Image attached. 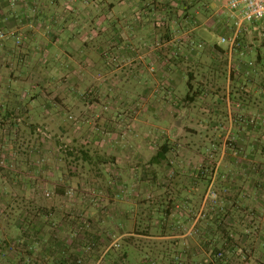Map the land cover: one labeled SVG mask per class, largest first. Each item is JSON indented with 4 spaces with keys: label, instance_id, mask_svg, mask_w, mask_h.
I'll use <instances>...</instances> for the list:
<instances>
[{
    "label": "crops",
    "instance_id": "crops-1",
    "mask_svg": "<svg viewBox=\"0 0 264 264\" xmlns=\"http://www.w3.org/2000/svg\"><path fill=\"white\" fill-rule=\"evenodd\" d=\"M228 2L0 0V30L16 32L22 39L19 45L15 40L0 41V130L12 135L14 129L63 127L54 113L72 110L77 118L73 141L106 145L102 156L93 159L94 165H88L92 158L84 159L86 170L97 168L90 173L91 180L108 177L109 182L106 189L95 185L98 211L89 218L97 229L92 238L99 250L86 253L84 263L104 260L109 253L108 249L102 253L107 236L123 247V264H132V252L138 251L141 256L154 251L162 261L175 252L205 256L208 249L195 246L215 234L212 189L221 196H234L236 207L245 202L248 208L260 206L262 194L264 198V45L252 29L235 45L229 42L235 18ZM110 49L120 58L116 68L106 65L103 57ZM251 62L255 69L247 73ZM99 77L106 84L100 83L95 94L126 101L138 98L137 105H123L117 112L79 106V89ZM169 93L175 101L168 99ZM51 97L65 101L49 107ZM21 105L27 114L19 120ZM130 126L137 127L140 135L149 131L152 135L149 139L127 135L123 130ZM87 129L92 138L86 137ZM104 130L108 134L103 141ZM164 131L167 137L162 136ZM203 137L209 150L220 143L216 168L211 155L196 152L189 140ZM228 143L239 151L227 149ZM107 161L108 174L100 166ZM198 166L207 168L204 176ZM60 173L69 178L62 166ZM79 201L75 209L81 207ZM49 207L45 219L55 210V205ZM100 208L107 209V219ZM202 213L210 218L201 221ZM67 222L61 221L62 232ZM146 241L155 245L143 250L140 244ZM111 261L108 257L104 264Z\"/></svg>",
    "mask_w": 264,
    "mask_h": 264
},
{
    "label": "rangeland",
    "instance_id": "rangeland-1",
    "mask_svg": "<svg viewBox=\"0 0 264 264\" xmlns=\"http://www.w3.org/2000/svg\"><path fill=\"white\" fill-rule=\"evenodd\" d=\"M212 42L216 43V39ZM260 44L264 45L261 42ZM110 50H106L103 57L106 58H104L106 65L116 68L120 58L116 52ZM250 69H255V65H247L245 68L247 73L251 72ZM100 79L101 77L99 81L89 82L84 88L79 89L77 97L79 106L101 108L105 112L114 108L117 112L118 107L123 105H137L136 99L138 98L126 101L124 97L107 95L101 97L98 93L95 94L98 87L106 84V81H100ZM56 84L60 85V82ZM233 89H237L236 84ZM168 99L176 100L173 94H170ZM47 100L51 101L50 107L53 104H60L63 99L51 97ZM45 105L48 107L47 103ZM26 114L25 107L21 105L16 118L22 120ZM135 115L136 113L133 114L134 117ZM54 116L58 121L63 122V127L45 128L41 125L35 128L14 129L12 135L5 134L6 130H0V264H60L61 262L87 264L84 263L85 254H92L94 250H99V244L92 238L97 229L94 228L89 214L98 211L94 203L95 185L102 184L101 186L106 189L109 182L108 177L91 180L90 173H94L97 168L86 170L87 163L84 159L92 158V162L88 165H94L93 159L97 160L100 154L102 156L106 145L101 146V141L86 145L73 141L77 131L75 111L65 112L63 109H58ZM78 121L80 122L79 118ZM120 124L121 122L117 119L116 125ZM116 128L118 129L117 126ZM87 130L86 137L91 136L92 138V134H89L91 129ZM123 131L137 138L143 136L142 138L149 139L152 135L151 131H145L146 136L140 135L139 129L135 126H130ZM107 134L106 130L100 133L103 141L107 139ZM122 135L124 136V133ZM200 135L203 136L202 132ZM162 136L167 137L166 131L162 133ZM80 137L78 136L77 139L81 140ZM180 138L181 136L177 135L175 139ZM206 139L207 137L196 138L193 141L190 138L189 140L196 152L211 155L212 165L216 168V155L222 152V148L217 142L209 150ZM226 148L239 151L235 144L228 143ZM49 155L51 161L48 159ZM61 166L69 175L68 179L60 173ZM100 166L105 167L106 174L110 172L108 161L101 162ZM50 169L53 171L52 176L47 178ZM197 169L200 170L202 176L207 173V168L204 166H198ZM82 174L86 177L79 180ZM74 179L81 187L74 184ZM113 181L111 179V182ZM118 181L120 185L123 184V179ZM70 190L73 192L72 195H69ZM224 195L221 196L215 189L209 192L213 211L211 219L216 222L213 225L215 234H212V239L209 241H197L195 246V248L208 249L209 252L205 256L187 257L181 252H175L173 256L164 258L165 261H162L163 258L157 256L154 251H151L148 256L144 254L141 256L138 251L132 252V264H264L263 194L258 209L248 208L245 205L246 202L243 205H237L239 207L237 208L234 196ZM78 200L82 202L81 207L76 205L75 209L73 205ZM35 203L40 205H34ZM52 205H55V210H52L51 218L45 219L44 215L49 214V206ZM66 206H71V208ZM101 212H103V218L107 219V209L100 208ZM207 218L210 216L205 217V213L201 214V221ZM50 219H53V222H50ZM65 219L68 221V227L62 232L59 226ZM104 245L102 253L108 249V255L104 260L97 258L92 264H104L108 257L112 260L110 264H123L121 256L124 249L121 244L115 242L112 236H107ZM152 245V241L140 244L143 250ZM82 249L84 255H81ZM62 254L65 258H62Z\"/></svg>",
    "mask_w": 264,
    "mask_h": 264
},
{
    "label": "built area",
    "instance_id": "built-area-1",
    "mask_svg": "<svg viewBox=\"0 0 264 264\" xmlns=\"http://www.w3.org/2000/svg\"><path fill=\"white\" fill-rule=\"evenodd\" d=\"M228 9L235 18L234 37L229 42L235 45L242 34L249 33L252 29L257 34L259 42L264 44V0H229ZM6 40H15L19 45L22 39L16 32L0 30V41ZM226 42V39H222V43ZM249 65L253 66L252 63ZM72 193L70 190L69 195Z\"/></svg>",
    "mask_w": 264,
    "mask_h": 264
}]
</instances>
